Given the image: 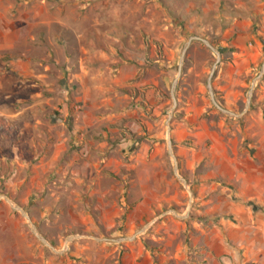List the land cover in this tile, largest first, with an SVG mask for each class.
<instances>
[{"label":"rangeland","instance_id":"rangeland-1","mask_svg":"<svg viewBox=\"0 0 264 264\" xmlns=\"http://www.w3.org/2000/svg\"><path fill=\"white\" fill-rule=\"evenodd\" d=\"M186 1L0 0V264H254L246 258L250 246L253 253L264 250V157L253 150L233 173L224 159L211 158V142L204 141L205 157L189 166L179 151L194 147L195 139H173L195 93L184 89V76L204 60L199 105L206 119L233 125L247 147L252 123L246 117L261 102V81L244 110L264 41L235 111L213 86L221 106L244 112L234 119L209 100L206 82L216 54L194 41L168 133L171 84L187 39L200 36L222 50L213 81L234 50L219 42L216 28L187 25ZM141 59L128 83V71ZM122 67L125 81L117 85ZM92 77L99 89L92 90ZM160 77L166 80L156 93L158 117L147 100L149 85L137 83ZM168 138L188 188L174 174ZM240 184L261 186L263 198L243 196ZM12 205L60 253L43 245ZM135 234L122 243L93 238ZM71 236L77 238L67 243Z\"/></svg>","mask_w":264,"mask_h":264},{"label":"crops","instance_id":"crops-1","mask_svg":"<svg viewBox=\"0 0 264 264\" xmlns=\"http://www.w3.org/2000/svg\"><path fill=\"white\" fill-rule=\"evenodd\" d=\"M176 3L180 4L181 0H176ZM185 14L189 19L186 22L189 27L216 28L221 34L219 42L229 43L234 47L231 52L232 59L230 61L224 60L220 64L213 86L224 106L231 111H235L242 102L245 88L253 81L249 76H252L256 71L262 55L258 45L263 44L264 41V0H187ZM139 61L128 71V83L136 80L140 66L144 65L143 59ZM124 67L129 68L127 64ZM124 67L119 71L121 81L117 82V85L125 81L123 76ZM205 67V61L203 60L200 67H191L184 76V89L188 90L189 86L194 87L195 93L193 94V100L186 103L187 113L185 119L175 123L173 139L176 142H182L188 138L195 139L194 147L189 149L181 147L179 151L186 160L187 165L191 166L197 160L199 161L205 157L203 142L210 141L208 154L212 155L211 158L214 159L217 156L224 159V162L231 167V171L237 173L242 170V158L245 157L248 160L253 150H255V154L264 157V87L261 86V89L258 90L262 94V99L259 98L261 102H253V109L246 117V122L252 124L246 127L249 143L247 147H243L245 136L237 133L233 125L226 123V119L219 122H215L213 118L206 119V108L199 105V97L203 90L202 78L205 74ZM165 80L166 77H160L152 83L146 81L137 83L141 86L149 85L147 100L154 105L153 113L158 117L162 105H156L155 98L157 89ZM89 81L92 90L101 87L97 78L92 77ZM261 83H264V78ZM206 115L212 117L211 112ZM229 119L234 118L229 117ZM159 125L157 122V126ZM218 171L221 173V169ZM230 178L234 179L232 176ZM240 186L243 196L249 199L263 198L261 186L255 184H240ZM251 247L246 256L247 260L252 261L254 264H264V250L257 249L253 253L255 248Z\"/></svg>","mask_w":264,"mask_h":264},{"label":"water","instance_id":"water-1","mask_svg":"<svg viewBox=\"0 0 264 264\" xmlns=\"http://www.w3.org/2000/svg\"><path fill=\"white\" fill-rule=\"evenodd\" d=\"M194 41H200L202 42L208 49H210L212 52H214L216 54V60L214 62V64L212 65V68H211V71L208 75V78H207V82H206V89H207V92H208V96H209V100L211 102V104L217 108V110L228 116V117H232V118H240L244 112H246L250 106H251V103H252V97H253V94H254V90H255V86H256V83L258 81H261L263 76H264V61L261 65V69H260V72L258 73V75L256 76V78L254 79V81L252 82V85H251V89L249 90L248 94H247V99H246V105H245V110L244 112L242 113H234V112H231L229 111L228 109L224 108L223 106H221L216 97H215V92H214V88H213V78H214V75H215V72H216V69H217V66L218 64L220 63L221 61V52L211 43L209 42L208 40L200 37V36H190L187 41L184 43L183 47H182V50H181V55H180V58H179V64H178V70H177V76L175 77V79L173 80L172 84H171V90H170V95H171V100H172V107L170 109V112L168 114V119H167V122H166V125H167V131L168 133L171 131V120L173 119V116H174V112L177 108V105H178V101H177V98H176V94H175V91H176V88H177V85H178V82L181 78V75H182V70H183V64H184V61H185V58H186V55H187V52L191 46V44L194 42ZM167 148H168V154L169 156L173 159V170H174V174L175 176L177 177V179L186 187L188 188V184H187V181L185 178H183L179 172H178V164H177V159L176 157L174 156V153H173V142L170 138L167 139ZM189 190V189H188ZM189 193L191 194V197H190V200H189V203L192 202V192L189 190ZM13 209L15 210H18L21 212V214L24 216V218H26L29 222H30V230L31 232L36 236V238L45 246L51 248L53 251L57 252V253H60V251H57L48 241L47 239L38 232L36 226L34 224H32L31 222V218L27 215V213L19 206H14L12 205ZM147 226L144 227L141 231H139L137 234H141L143 233L145 230H146ZM137 234L133 235V236H130V237H126V238H113V239H109V238H98V237H93L96 241H99V242H114V243H122L124 241H129V240H133ZM74 238H77V236H71L67 239V243L74 239ZM66 243V245H67Z\"/></svg>","mask_w":264,"mask_h":264},{"label":"trees","instance_id":"trees-1","mask_svg":"<svg viewBox=\"0 0 264 264\" xmlns=\"http://www.w3.org/2000/svg\"><path fill=\"white\" fill-rule=\"evenodd\" d=\"M220 52L222 53V50H220Z\"/></svg>","mask_w":264,"mask_h":264}]
</instances>
